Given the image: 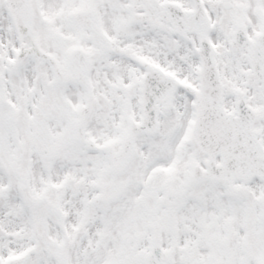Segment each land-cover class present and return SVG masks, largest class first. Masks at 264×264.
I'll return each instance as SVG.
<instances>
[{
    "label": "snow or ice",
    "instance_id": "1",
    "mask_svg": "<svg viewBox=\"0 0 264 264\" xmlns=\"http://www.w3.org/2000/svg\"><path fill=\"white\" fill-rule=\"evenodd\" d=\"M0 264H264V0H0Z\"/></svg>",
    "mask_w": 264,
    "mask_h": 264
}]
</instances>
